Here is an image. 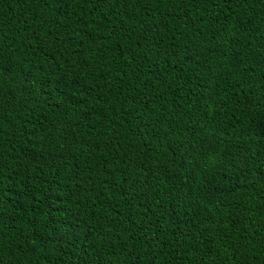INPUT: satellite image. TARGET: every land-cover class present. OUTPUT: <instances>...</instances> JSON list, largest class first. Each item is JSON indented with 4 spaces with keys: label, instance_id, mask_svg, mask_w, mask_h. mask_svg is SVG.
I'll return each mask as SVG.
<instances>
[{
    "label": "trees",
    "instance_id": "obj_1",
    "mask_svg": "<svg viewBox=\"0 0 264 264\" xmlns=\"http://www.w3.org/2000/svg\"><path fill=\"white\" fill-rule=\"evenodd\" d=\"M0 264H264V0H0Z\"/></svg>",
    "mask_w": 264,
    "mask_h": 264
}]
</instances>
